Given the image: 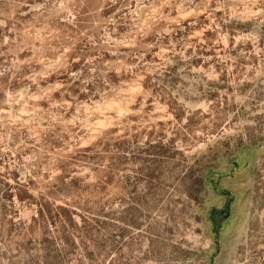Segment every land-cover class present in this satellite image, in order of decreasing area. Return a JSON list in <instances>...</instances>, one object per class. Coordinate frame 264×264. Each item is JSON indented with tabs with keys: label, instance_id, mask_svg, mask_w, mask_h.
<instances>
[{
	"label": "rangeland",
	"instance_id": "1",
	"mask_svg": "<svg viewBox=\"0 0 264 264\" xmlns=\"http://www.w3.org/2000/svg\"><path fill=\"white\" fill-rule=\"evenodd\" d=\"M0 264H264V0H0Z\"/></svg>",
	"mask_w": 264,
	"mask_h": 264
}]
</instances>
